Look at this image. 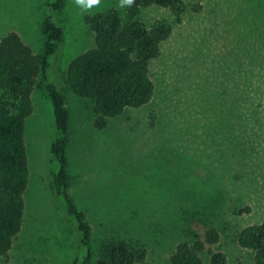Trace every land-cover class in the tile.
Wrapping results in <instances>:
<instances>
[{"label":"rangeland","instance_id":"1","mask_svg":"<svg viewBox=\"0 0 264 264\" xmlns=\"http://www.w3.org/2000/svg\"><path fill=\"white\" fill-rule=\"evenodd\" d=\"M175 15L143 9L146 23L171 26L149 74L152 99L108 118L98 129L94 104L73 93L71 61L95 46L88 15L117 8L102 0L90 10L65 0L51 14L63 27L52 79L70 109V193L92 227L95 257L102 242L127 238L152 264H168L176 245L194 235L223 251L225 264H255L236 241L244 226L264 221V0H182ZM49 0H0V39L17 32L35 54L43 46ZM26 119L29 181L23 226L0 264H73L81 235L52 187L51 144L57 129L46 83L39 77ZM220 200V209L208 202ZM197 217V218H195ZM214 221V222H213ZM215 225L218 243L206 240Z\"/></svg>","mask_w":264,"mask_h":264},{"label":"trees","instance_id":"2","mask_svg":"<svg viewBox=\"0 0 264 264\" xmlns=\"http://www.w3.org/2000/svg\"><path fill=\"white\" fill-rule=\"evenodd\" d=\"M64 4L65 0L48 2L50 13L41 26L44 38L41 53L35 54L15 31L0 39V255L13 247L24 222V196L29 181L25 124L33 110L32 91L42 77L57 129L51 144L52 187L60 207L81 235L80 253L73 264H152L147 260L146 249L127 238L102 242L95 257L92 227L70 193L71 115L64 92L51 77L53 61L64 36V29L51 10H60ZM150 6L167 8L178 16L185 9L182 0H133L131 5H126L124 16L119 9L111 8L86 17L95 46L71 61L66 82L77 96L93 102L98 129L106 126L108 118L117 117L129 108H139L153 97L155 85L149 74L150 64L169 37L171 26L165 20L150 24L142 20L143 9ZM208 203L220 209L222 202ZM206 240L210 244L219 242L220 231L215 225L206 231ZM236 241L251 251L255 264H264V221L239 229ZM204 250L205 243L195 234L191 243L182 241L176 245L168 264H203ZM207 253L209 264L227 262L223 251L209 249Z\"/></svg>","mask_w":264,"mask_h":264},{"label":"clouds","instance_id":"3","mask_svg":"<svg viewBox=\"0 0 264 264\" xmlns=\"http://www.w3.org/2000/svg\"><path fill=\"white\" fill-rule=\"evenodd\" d=\"M102 0H75V3L83 9L90 10L94 6L100 5ZM133 0H121L120 6L131 5Z\"/></svg>","mask_w":264,"mask_h":264}]
</instances>
